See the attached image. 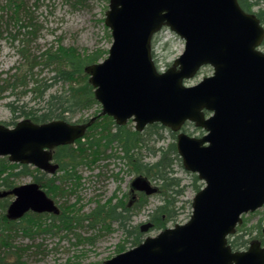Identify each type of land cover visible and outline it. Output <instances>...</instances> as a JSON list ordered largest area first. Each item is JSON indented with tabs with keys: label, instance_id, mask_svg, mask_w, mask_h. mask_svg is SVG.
Returning a JSON list of instances; mask_svg holds the SVG:
<instances>
[{
	"label": "water",
	"instance_id": "water-1",
	"mask_svg": "<svg viewBox=\"0 0 264 264\" xmlns=\"http://www.w3.org/2000/svg\"><path fill=\"white\" fill-rule=\"evenodd\" d=\"M104 22L111 32L108 56L85 69L102 111L85 124H2L0 157L53 172L51 150L84 137L99 116L118 126L132 119L138 132L166 126L177 133L183 168L204 183L192 198V214L187 223L148 236L102 264H264L259 242L236 252L227 241L243 214L264 205V27L237 0H110ZM164 27L184 40V51L157 73L151 40ZM205 66L213 74L187 85ZM185 123L204 133L187 135ZM131 188L155 192L140 177ZM7 195L15 197L9 220L28 211L58 213L37 184L0 192V198ZM152 227L148 222L140 231Z\"/></svg>",
	"mask_w": 264,
	"mask_h": 264
},
{
	"label": "rangeland",
	"instance_id": "rangeland-1",
	"mask_svg": "<svg viewBox=\"0 0 264 264\" xmlns=\"http://www.w3.org/2000/svg\"><path fill=\"white\" fill-rule=\"evenodd\" d=\"M109 2L110 0H27L26 4L34 17L32 23L35 25L37 36L32 39L31 36L19 34V37L14 39L20 25L17 22L13 23V19H10L11 12L8 8L6 9L8 0H0V78L4 79L14 74L20 66L22 70H26V58L20 53L21 49H24L23 45L28 46L30 56L37 58L41 56V53L58 46L74 48L80 55L96 50H108L111 46V32L105 26L104 18ZM257 10L258 7H253L250 14L253 15ZM24 31L21 30V33ZM107 33L110 35V40L107 38ZM151 41L153 61L159 69L170 67L171 63L184 51V40L166 28H163ZM260 49L264 52V40ZM53 70V67L38 66L34 70L37 75L33 78L51 82ZM212 72L209 67L202 68L192 80L188 81L187 85L192 86L199 83L204 77L211 76ZM67 88V85L63 86L56 81L50 91L54 93V91H63ZM21 92L22 89H16L14 92H5L1 96L0 125L12 128L22 120L12 118L7 106L12 100L20 98L27 103L30 102V106L38 101L33 99L30 93L21 94ZM101 109L98 103L92 109L77 113L72 122L75 124L78 120H87L98 110L101 112ZM13 122L16 123L13 124ZM113 123L109 128L114 131L116 128ZM134 126L135 123L130 120L120 127L136 131ZM194 128L190 123H185L182 131H187L186 133L194 136H202L200 132H195ZM155 130L147 126L139 133L140 138L147 143V149H137L136 153L140 152V155L145 156L146 161L149 162L155 159V157L152 158V151L155 148L165 147L173 142L176 144V139L170 136L168 129L159 131L161 138ZM85 137L87 136L85 135L81 140L84 141ZM76 145L77 142L71 146L76 147ZM118 146L116 143L109 146L105 156L98 162L90 157L87 161L79 162L75 167L69 168L67 179L61 167L57 172L46 175L29 165H26L27 168L24 170V165L11 163L7 156L0 157V166L6 167L3 176L14 175L8 179L13 184L12 186L37 182L46 195L54 201L55 206L61 210L58 218L38 214L42 224L36 230H29L30 235L28 236L22 233V230L12 234L14 244L28 250L26 255L25 253L22 255L30 264H102L117 254L135 248L147 236L154 237L163 230L152 228L145 233L139 232L142 226L150 222L149 214L161 204V194L143 196L144 194L138 191L129 192L132 179L136 175L127 167L122 158L123 153ZM100 149L103 150L102 147ZM57 150L58 148L53 151L55 155L58 153ZM61 152L67 153L66 151ZM54 162L58 163L56 160ZM173 168L175 176L181 180L184 195L177 198V217L175 221L167 223L166 229L188 222L193 211L192 198L198 191L195 186L199 185V189L204 186L201 180L194 184L191 176L193 174L181 168L178 163H175ZM36 177L40 180H35ZM148 182L151 188L156 187V183L149 180ZM0 191H4V188H0ZM11 201L12 199H9V202ZM119 203L132 208L129 223L126 225L130 233L122 230L117 221L108 220V209ZM7 206L3 202L0 203L1 228L8 220L6 219ZM65 217L68 219L63 220ZM242 219L241 225L236 227V233L231 235L228 241H233L235 237H241V240L246 241H243L246 245L242 248L235 246L239 248L238 250L247 249L256 240L261 247H264V205L262 209L252 214L243 215ZM67 221H72L69 228L62 226ZM27 224L28 222L19 221L14 228L19 229L21 225ZM136 231L142 236L141 242L133 245L132 243L137 241Z\"/></svg>",
	"mask_w": 264,
	"mask_h": 264
},
{
	"label": "trees",
	"instance_id": "trees-1",
	"mask_svg": "<svg viewBox=\"0 0 264 264\" xmlns=\"http://www.w3.org/2000/svg\"><path fill=\"white\" fill-rule=\"evenodd\" d=\"M27 0H8L7 7L11 12L10 19L13 23L17 22L19 30L14 35V39L19 37V34L34 39L37 35L35 25L32 21L34 20L33 14L29 11L26 4ZM83 2V1H82ZM238 4L246 12L250 11L253 7L258 6V10L255 11V15L259 19L261 25H264V0H238ZM23 21V22H22ZM21 30H25L21 33ZM107 38L110 40V35L107 33ZM111 42V41H110ZM23 43V40H21ZM24 49H21V55L26 58L25 67L26 70H22L21 66L17 68V71L4 78H0V98L5 92H14L16 89H22V93H30L33 99L38 100L33 106H30V102L27 103L20 98H16L8 103L9 111H11L12 118L27 119L33 123L44 124V122H50L55 120H63L69 123H73L72 120L76 117L77 113L92 109L97 106L98 102L94 97V89L90 86L86 73V67L94 65L95 63L103 60L108 55V50H96L92 53H85L80 55L76 49L65 48V47H52L48 51L41 53L39 58L30 56L28 52V46L23 45ZM26 47V48H25ZM38 66L53 67L54 74L51 78V82L46 80L33 78L37 75L34 70ZM21 72V73H20ZM60 82L63 86L67 85V89L63 91L50 90L54 82ZM100 111L98 110L93 116L87 118V120H78L76 123L85 124L90 118L96 117ZM16 122H13V124ZM75 123V124H76ZM113 123V118L109 116H100L87 128L85 140L81 139L77 141L76 147L67 145L65 147H58V153L54 157V161H58L61 168L64 170L66 179L68 178V169L75 167L79 162L83 163L90 157L99 161V159L105 156L109 146L111 147L114 143L118 144L119 149L122 151V158L125 160L127 167L132 170V173L136 177H141L149 180L150 182L156 183V193L161 194V204L157 205L149 214L150 222L153 223V230H164L169 222L175 221L177 217L176 204L177 198L184 195V189L181 187V180L175 176L174 166L178 163L181 168V158L178 155L177 147L175 142L169 143L165 147H158L152 151V158L155 157L153 162L146 161L145 156L136 153V150H146L147 143L140 138L139 132L135 130H127L125 127H120L113 123L116 130H111L110 125ZM150 129H156L155 132L160 137L159 131L162 129H168L158 124H152L148 126ZM194 127V126H193ZM195 132H202L200 129L194 128ZM170 136L176 139V134L172 133L168 129ZM88 132H90L88 134ZM187 132V131H186ZM99 134V135H98ZM188 134V133H187ZM98 135V137H96ZM189 135H193L190 134ZM103 148L101 150L100 148ZM60 151V152H59ZM61 151H66L63 153ZM107 156V155H106ZM61 159V160H60ZM88 163V162H85ZM15 166V165H14ZM6 168V167H5ZM4 166H0V188L10 189L14 186L8 179L10 176H3L5 172ZM25 165L23 169L25 170ZM12 169V168H11ZM61 169V170H62ZM194 184L200 182L197 175H191ZM35 180H40L38 177ZM42 180V178H41ZM152 183V184H153ZM195 188L199 191L200 186L197 185ZM145 196V194L143 195ZM153 196V195H152ZM144 198V197H143ZM9 197L0 199V203L3 202L6 205L9 204ZM108 220H115L121 226L122 230L130 233L131 231L126 228L132 208L124 206L121 203L112 206L108 209ZM41 217L29 213L22 219L16 221L6 220L3 224V228L0 227V264H30L27 258L23 257V253L27 254L26 251L20 247H17L12 240V234H15L22 230L26 236L30 235L29 230H36L40 228ZM68 217H65L66 220ZM27 223V225H21L19 229H15L14 226L18 222ZM72 221L63 223L64 227H71ZM152 229V228H151ZM140 232V231H139ZM136 231L135 245L141 242V234ZM244 240L241 237L234 238L233 246L241 247L245 246L242 244ZM246 242V241H244ZM243 242V243H244Z\"/></svg>",
	"mask_w": 264,
	"mask_h": 264
},
{
	"label": "flooded vegetation",
	"instance_id": "flooded-vegetation-1",
	"mask_svg": "<svg viewBox=\"0 0 264 264\" xmlns=\"http://www.w3.org/2000/svg\"><path fill=\"white\" fill-rule=\"evenodd\" d=\"M256 7H258V6H256ZM254 14H255V13H254ZM54 150H55V149H54ZM54 150L51 151V152H52V158H53V160H54V157H55V154H54V152H53ZM54 163H55V162H54ZM55 165H57V166H56V169H55V170H56L55 172H57V170H59V168H60L61 166H60L59 163H55ZM48 169H49V168H47L46 170H40V171H41L43 174H46V175L49 174V173H50V174H53V173H54V172H52V171H50V170H48ZM4 190H11V188H10V189H4ZM129 192H131V193L134 192V193H135V189L132 190V188H131V184H130ZM6 197L13 198V197H11V196H6ZM53 202H54V201H53ZM57 210H58V213H57V214H53V213H49V212H48V213H46V215L49 216L50 218H55V217L58 218V217H60L61 210H60V208H58V207H57ZM24 216H25V215H24ZM24 216H22V217H24ZM235 238H236V237H235ZM256 241H257V240H256ZM233 242H234V239H233V241H231V242L229 241V245H230V247H231L233 250L237 251L239 248H235V247L233 246ZM251 242H252V241H251ZM251 242H250V243H251ZM250 243H249V244H250ZM242 244H244V243L242 242ZM243 247H244V246H243ZM244 250H245V249H244Z\"/></svg>",
	"mask_w": 264,
	"mask_h": 264
}]
</instances>
